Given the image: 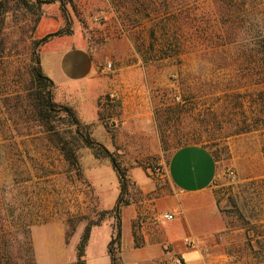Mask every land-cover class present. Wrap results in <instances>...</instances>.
<instances>
[{
  "label": "rangeland",
  "instance_id": "1",
  "mask_svg": "<svg viewBox=\"0 0 264 264\" xmlns=\"http://www.w3.org/2000/svg\"><path fill=\"white\" fill-rule=\"evenodd\" d=\"M215 12L216 0L9 2L0 16V226L11 215L28 226L34 264H85L77 247L88 224L116 231L128 210L149 216L167 188L171 154L191 144L219 164L213 190L234 264H264V59L249 35L224 45ZM48 16L58 24L47 19L43 33ZM60 30L80 38L107 77L89 121L51 88L53 102L70 107L108 152L80 145L77 168L43 141L28 113L38 41ZM15 233L11 247L22 257Z\"/></svg>",
  "mask_w": 264,
  "mask_h": 264
},
{
  "label": "crops",
  "instance_id": "2",
  "mask_svg": "<svg viewBox=\"0 0 264 264\" xmlns=\"http://www.w3.org/2000/svg\"><path fill=\"white\" fill-rule=\"evenodd\" d=\"M47 19H51L50 27L57 23L56 18H42L39 29L45 27L43 33L48 32ZM39 61L58 101L89 121L108 86L105 69L84 42L73 34L51 37L41 46ZM218 165L201 145L173 151L163 171L167 188L154 199L152 213L146 216L133 208L121 217L120 264H173L174 257H180L183 264H234L225 248L226 223L213 190ZM112 233L111 223L91 228L85 264H112L107 251Z\"/></svg>",
  "mask_w": 264,
  "mask_h": 264
},
{
  "label": "trees",
  "instance_id": "3",
  "mask_svg": "<svg viewBox=\"0 0 264 264\" xmlns=\"http://www.w3.org/2000/svg\"><path fill=\"white\" fill-rule=\"evenodd\" d=\"M11 0H0V16L6 12V8ZM19 1V0H18ZM216 19L219 23V37L223 39V44H235L241 41L242 35L246 34L254 38L253 53L261 54L264 59V1L257 0H216ZM67 34L62 30L50 33L41 38L38 43L41 46L51 37ZM34 64L31 68L32 81L35 84V91L32 92L29 101L28 113L37 123L40 131L44 134L43 141L57 150L63 159L71 166L78 167L76 150L80 145L99 150L108 155V152L95 143L90 137L85 127L80 125L74 111L70 107L58 105L51 98V88L53 83L43 73L40 67L39 54L33 57ZM63 115V116H61ZM58 117V118H57ZM62 118V120H59ZM59 121H62L70 129L67 133H60ZM59 122V123H57ZM12 150V149H9ZM112 166L116 171L120 188L124 189V172L112 160ZM121 197V196H120ZM120 197L116 201L113 211L117 212L120 206ZM15 222L18 227L11 229V223ZM100 225V220L88 224L77 247V258L83 261L85 250L93 226ZM28 226L22 227L12 215L10 219L0 226V264H34L32 248L30 245ZM113 228V227H112ZM18 232L22 234L24 241L23 256L19 257L17 252L11 247L12 237ZM120 243V227L113 230L107 251L112 264H120L118 251ZM21 261V262H18Z\"/></svg>",
  "mask_w": 264,
  "mask_h": 264
},
{
  "label": "built area",
  "instance_id": "4",
  "mask_svg": "<svg viewBox=\"0 0 264 264\" xmlns=\"http://www.w3.org/2000/svg\"><path fill=\"white\" fill-rule=\"evenodd\" d=\"M108 69L111 67V65L110 64H108L107 66H106ZM157 174L158 175H162L163 173H160L159 171H157ZM228 177L230 178V179H234V174H233V172H229L228 173ZM172 216H170V215H166L165 216V218H168V219H170ZM173 264H183V261H182V259L180 258V257H174L173 258Z\"/></svg>",
  "mask_w": 264,
  "mask_h": 264
}]
</instances>
